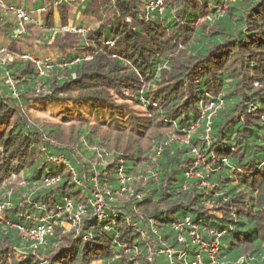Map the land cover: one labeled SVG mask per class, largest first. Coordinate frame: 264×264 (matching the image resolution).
I'll return each mask as SVG.
<instances>
[{"label":"trees","instance_id":"1","mask_svg":"<svg viewBox=\"0 0 264 264\" xmlns=\"http://www.w3.org/2000/svg\"><path fill=\"white\" fill-rule=\"evenodd\" d=\"M3 1L48 32L0 11V264H264V0Z\"/></svg>","mask_w":264,"mask_h":264},{"label":"built area","instance_id":"2","mask_svg":"<svg viewBox=\"0 0 264 264\" xmlns=\"http://www.w3.org/2000/svg\"><path fill=\"white\" fill-rule=\"evenodd\" d=\"M162 6H163V0H152L150 1L147 6H146V10L149 13H155L158 12L160 13L162 10ZM0 11L5 12L6 14H9L11 16H14V18L16 19V27L14 29V37L15 38H20L23 36L24 32L22 33L21 31V27L23 24H27L30 21H32L31 17L29 16L30 14L27 13L25 10L21 9V8H16L10 5H7L3 0H0ZM40 12V11H39ZM38 25L39 23L36 22ZM63 31H74L72 28L68 29V28H63ZM78 32L83 33L82 30H79ZM3 51V50H1ZM8 58H13V55H7ZM21 58L23 59H27V56H22ZM30 59V58H29ZM33 62L36 64V66L39 68V75L43 76L44 72L41 69V65L40 62H38L37 60H33ZM210 109V108H209ZM206 132H208V129L206 130ZM208 137V136H207ZM170 142V141H169ZM160 152L161 149L158 148L156 150V158L160 156ZM155 158V160H156ZM56 163H61V162H65V160L62 157H58L55 158ZM70 174L73 176L74 181L80 185L79 181L76 180V174L73 170L70 171ZM154 179L156 178V174L151 175ZM196 177H201L200 175H196ZM93 180L95 181V179L93 178ZM96 192V191H95ZM93 193V197H94V202L93 205L95 207V212L98 214V216L101 218L103 216V208H104V200L101 198L102 195L100 196V193ZM100 196V198H99ZM0 207H3L2 205H0ZM67 209H69V203H67L66 206ZM41 220V221H40ZM38 220L39 225H37L34 229L26 231V235H23L22 238H25L27 240H32L31 242L33 243V248H37L38 246H43L45 245V237L51 232V226L48 225L46 223V219H40ZM187 227L194 229L193 226H190L189 224L187 225ZM174 229L179 231V232H183V227L181 225H175ZM22 231V230H21ZM188 236L190 237L192 243L194 245H196L199 250L203 251V247L206 246L209 249H205L206 252L204 253H208L209 257L213 260L216 256V254L218 253V245H217V239L219 237L218 234L216 233H210L213 237L214 240L208 244L206 242H203L198 233L194 230H190L188 231ZM32 238V239H31ZM29 240V241H30ZM184 239L182 237V235H179L178 237V243H183ZM212 246H214L215 251H212L213 248H211ZM215 252V253H214ZM161 254H163L164 256H166L169 260H172L173 258V251L170 250H164L160 252ZM178 256H184V253L182 251L178 252ZM151 261L153 262V257L151 258ZM191 264H201V262L199 261V258H197L196 261L192 262Z\"/></svg>","mask_w":264,"mask_h":264},{"label":"rangeland","instance_id":"3","mask_svg":"<svg viewBox=\"0 0 264 264\" xmlns=\"http://www.w3.org/2000/svg\"><path fill=\"white\" fill-rule=\"evenodd\" d=\"M8 5V4H7ZM3 15H5V16H9V17H14V16H11V15H9V14H6L5 12H1ZM40 14V12H37V14L36 15H39ZM31 15L32 14H30L29 16L31 17ZM75 19V17L73 16V15H71L70 17H68V21H69V24H71L72 22H73V20ZM15 21H16V19H15ZM71 22V23H70ZM27 24H34L35 25V30L37 29L38 31H40V32H43V33H45V32H48V30H46L44 27H42V26H40V25H38L37 23H36V20H33L32 19V21H30L29 23H27ZM27 24H23L22 25V27H21V31H22V33L24 32L25 33V26L27 25ZM66 28H68V29H71V26L70 25H68V27H66ZM17 39H21V37L20 38H17ZM1 50H3V49H0V54H3V52H4V50L3 51H1ZM30 58V57H29ZM12 58H9L8 60H11ZM31 61H32V59H30ZM16 96V95H15ZM70 105V104H69ZM71 106V105H70ZM60 110V106L58 107V106H55V107H53V108H48V110L46 109V111H44V110H42V109H40V110H38L37 112H36V114L34 113L33 114V118H32V122L33 123H35L34 122V120L33 119H38V120H41V121H46V117H48V114L49 115H51V114H55V115H57L56 113L58 112ZM83 112L85 113L86 112V110L85 109H83ZM71 115H76V113L75 112H72V114ZM52 116V115H51ZM59 116H56V117H54L53 118V120H56L57 122H59V121H61L60 119L61 118H58ZM85 117H87L88 119H90V121H92V122H94V121H100V119H98L96 116H92V115H88V114H86L85 115ZM206 133V132H205ZM171 140H173V137L171 136L163 145L165 146V147H169L170 146V144H171ZM170 141V142H169ZM184 141V139H180V141L179 142H183ZM206 141H209V137H206ZM153 147L152 146V144L151 143H149V142H146V143H144V149H149V147ZM103 150H105L106 151V149H104L103 148ZM108 150V149H107ZM156 147H153L152 149H151V153L152 152H154L155 151V154L154 155H152L151 156V158L149 159V161H150V164H149V166H148V168H146L144 171H143V177H137L136 179H135V181H134V183L136 184V185H138V184H142V183H146V177L147 176H149V175H152V172H153V170H154V168L156 167V166H154V165H152V163H155L156 162V160H155V158H154V156H156ZM101 153L99 152V154H98V156L100 155ZM108 156V154L107 153H105L104 154V156ZM60 158V157H59ZM157 160H158V157H157ZM96 163H98V165L101 163V164H105V163H107V160H98V161H96ZM54 169V171L56 170L55 168H53ZM155 174V173H154ZM189 175V176H188ZM187 176L188 177H194V178H198V177H196V175H198V174H195V175H192V174H188ZM198 179H201V177H199ZM13 180H15V179H12V181ZM11 180H10V182H12ZM121 182L123 183V179L121 180ZM95 193H100V196H101V191L100 190H96V192ZM100 196H99V198H100ZM102 198V197H101ZM103 199V198H102ZM107 215H108V212L106 213ZM4 217H3V208L2 207H0V219H3ZM41 221V220H40ZM33 223H35V220H34V222ZM0 224H3V222H0ZM38 224H35V227L37 226ZM63 227H64V229L66 230V231H70L71 229H72V227H71V225L70 224H68V223H64L63 224ZM21 235L23 236V235H26V231L25 230H22V232H21ZM32 239V238H31ZM30 240V239H29ZM30 241H32V240H30ZM211 248H213L212 249V251H215V247L214 246H212ZM205 249H209L208 247H206V246H204L203 247V251L204 252H206L205 251ZM215 253V252H214ZM161 254V253H160ZM156 255V259H157V261H159V262H164V258H163V256H160V255H158L157 256V254H153L152 256L154 257ZM211 259V258H210ZM95 264H99V263H95Z\"/></svg>","mask_w":264,"mask_h":264}]
</instances>
